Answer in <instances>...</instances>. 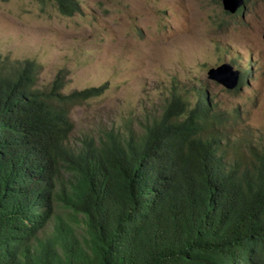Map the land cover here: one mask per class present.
I'll use <instances>...</instances> for the list:
<instances>
[{"label": "trees", "instance_id": "trees-1", "mask_svg": "<svg viewBox=\"0 0 264 264\" xmlns=\"http://www.w3.org/2000/svg\"><path fill=\"white\" fill-rule=\"evenodd\" d=\"M39 71L0 63V264H264V156L228 155L202 87L193 107L173 89L140 134L71 144V109L107 85L36 89Z\"/></svg>", "mask_w": 264, "mask_h": 264}, {"label": "rangeland", "instance_id": "rangeland-1", "mask_svg": "<svg viewBox=\"0 0 264 264\" xmlns=\"http://www.w3.org/2000/svg\"><path fill=\"white\" fill-rule=\"evenodd\" d=\"M78 2L80 13L63 16L49 0H0L1 64L35 61L36 89L57 74L65 94L107 85L71 109V144L110 130L140 134L173 89L193 107L202 87L228 155L264 156V0L235 14L221 0ZM225 62L240 71V89L207 78Z\"/></svg>", "mask_w": 264, "mask_h": 264}, {"label": "water", "instance_id": "water-1", "mask_svg": "<svg viewBox=\"0 0 264 264\" xmlns=\"http://www.w3.org/2000/svg\"><path fill=\"white\" fill-rule=\"evenodd\" d=\"M225 11L235 13L245 3V0H221ZM239 71L228 63H222L208 70L207 78L218 82L227 90H234L239 83Z\"/></svg>", "mask_w": 264, "mask_h": 264}, {"label": "clouds", "instance_id": "clouds-1", "mask_svg": "<svg viewBox=\"0 0 264 264\" xmlns=\"http://www.w3.org/2000/svg\"><path fill=\"white\" fill-rule=\"evenodd\" d=\"M245 3H246V0H245ZM244 3V4H245ZM244 6V5H243ZM242 6V7H243ZM242 7H240L239 9H241ZM81 9V8H80ZM239 9L235 12V13H237L238 11H239ZM81 11V10H80ZM80 13V12H79ZM234 13V14H235ZM76 14V13H75ZM230 14H233V13H230ZM22 60H24V59H22ZM0 62H1V58H0ZM232 65V64H231ZM233 66V65H232ZM234 68V67H233ZM234 69H236V68H234ZM236 70H238V69H236ZM239 71V70H238ZM239 73H240V71H239ZM216 82V81H215ZM239 82H240V75H239ZM218 83V82H217ZM219 84V83H218ZM238 85H239V83H238ZM243 85V83L240 85V86H237L235 89H240L241 88V86ZM222 86V85H221ZM234 89V90H235ZM27 213H28V210H27V208H26V206H25V209H24V216H25V219H26V222H27V224H28V219H27ZM47 227H49V226H47ZM50 228V227H49Z\"/></svg>", "mask_w": 264, "mask_h": 264}]
</instances>
